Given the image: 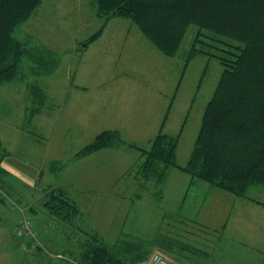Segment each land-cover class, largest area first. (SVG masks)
Masks as SVG:
<instances>
[{
  "label": "rangeland",
  "instance_id": "rangeland-1",
  "mask_svg": "<svg viewBox=\"0 0 264 264\" xmlns=\"http://www.w3.org/2000/svg\"><path fill=\"white\" fill-rule=\"evenodd\" d=\"M18 27L37 42L44 63H57L47 75L0 86V264H74L57 252L76 256L83 234L97 232L111 243L121 229L150 235L159 224L186 227L184 216L215 225L209 228L217 236L227 224L228 234L210 247L220 255L215 264H264V185L239 197L203 180L193 183L184 168L223 72L226 44L191 25L178 53L166 56L131 18L106 22L96 0H42ZM194 46L199 53L190 57ZM31 55L21 62L25 74ZM105 130H118L123 145L79 156ZM160 132L179 135L180 167L161 163L144 180L142 149ZM125 184L133 196L122 199L115 191ZM90 185L112 187L108 201ZM63 186L71 198L88 199L77 204L84 223H60L42 206L50 189ZM165 209L182 221L161 218ZM37 221L34 232H24L23 223L31 228ZM42 241L57 254L39 250Z\"/></svg>",
  "mask_w": 264,
  "mask_h": 264
},
{
  "label": "trees",
  "instance_id": "trees-1",
  "mask_svg": "<svg viewBox=\"0 0 264 264\" xmlns=\"http://www.w3.org/2000/svg\"><path fill=\"white\" fill-rule=\"evenodd\" d=\"M41 1L0 0V86L24 81L29 75H47L57 63L50 68L47 62L44 63L45 55L31 35L20 30L21 35L18 31V26L31 16ZM96 2L97 13L106 22L117 16L131 18L166 56L178 53L191 25L198 27L199 35L204 31L212 32L213 39L226 44L220 58L223 72L207 103L195 146L184 168L192 174L193 183L203 180L211 188H223L239 197H246L247 189L252 185H264V0ZM103 28L88 38L85 45L98 38ZM30 53L33 65L25 74L26 71H20L21 62ZM198 53L194 46L189 56ZM178 142L179 135L160 132L153 138L150 148L142 149V179H150L158 173L161 163L180 167L176 154ZM123 143L118 130H105L78 154ZM162 176L163 172H160L159 180ZM42 206L60 223L85 222L80 207L64 188L50 189ZM36 223L38 221L24 232H34ZM190 230L193 234H201L207 228L193 221ZM83 237L76 256L70 259L65 253L57 252L62 254L58 259L74 264H138L149 261L155 249L168 256L176 244L169 228L163 224L156 230L155 237L122 232L111 243H106L97 232L83 234ZM33 238L41 241L38 236ZM207 243L187 246L204 250ZM38 248L57 254L43 241Z\"/></svg>",
  "mask_w": 264,
  "mask_h": 264
},
{
  "label": "crops",
  "instance_id": "crops-1",
  "mask_svg": "<svg viewBox=\"0 0 264 264\" xmlns=\"http://www.w3.org/2000/svg\"><path fill=\"white\" fill-rule=\"evenodd\" d=\"M19 30H21V28H19ZM21 32L23 34L26 33V32H24L22 30H21ZM22 33H21V35H23ZM41 76H44V75H41ZM119 146H121V145H119ZM115 147H118V146H115ZM102 149H104V148H102ZM99 150H101V149H99ZM139 179H140V177H139ZM125 186H126L125 188H121V187L117 186L118 187V191H115L118 195L123 196L122 199H125L128 196H133L132 195L133 193H130L127 190V189H129V185L125 184ZM60 188L66 189L68 191V193L70 192V189L67 186H63V187H60ZM111 188H108L106 190L105 186H91V187H89V191H91L93 193V195H100L101 198H104V199H106V201H108L107 195L110 194ZM72 200H74L77 204L78 203L87 204V201H88V199L85 196L82 197L79 194H77L75 198H72ZM93 203H96V201H93ZM176 214H177L176 210L169 211V210L165 209V210H163L161 218L171 219L172 221H182V219L180 217H177ZM84 215H83V219L85 218V220H86L87 216H86V214H84ZM184 217H185V220H187L190 223H181V224L184 225V226L189 224L188 226L182 227V226H178V225H171L169 227V233L176 240V242H175L176 244L174 246V249L171 251L172 253L170 252L168 254V257H170L171 259L174 258L176 260H179L181 264H215L214 263L215 260H219L220 255L218 253H216V250L210 249V247H213L212 245L215 244V242H216L215 238H217L220 241L221 238L224 237V235L228 234L229 229H228L227 224L223 225V227H224V228H222L223 230H221V233H219V235L217 236L216 234L219 232V231L216 230L217 228L216 229L211 228V230L209 228V227H213L215 225L212 224L213 225L212 226V225H210L211 223L210 224L201 223L199 221L200 219L198 218V216H195L197 218H191V217H188V216H184ZM193 221H194V223H198L200 226L202 225V226L206 227L207 231L200 232L201 234H193L191 232V230H190L191 229V224L193 223ZM160 226H161L160 224L157 225L156 230L159 229ZM156 230H155V227H154L152 233L150 234V235H152V237H155ZM122 232L131 233V234H137V233L132 232V231L127 232L124 229H121L119 234H118V236ZM230 235H232L233 237H231ZM230 235H229V238H231L233 240L240 241L233 234H230ZM193 237H195L196 240H192ZM208 241H209V244L207 243ZM206 243H207V247H204V250L195 249V248L189 249V247L187 246V245H197V246L201 245V246H204L202 244L206 245ZM185 246L187 247V249L184 248Z\"/></svg>",
  "mask_w": 264,
  "mask_h": 264
},
{
  "label": "built area",
  "instance_id": "built-area-1",
  "mask_svg": "<svg viewBox=\"0 0 264 264\" xmlns=\"http://www.w3.org/2000/svg\"><path fill=\"white\" fill-rule=\"evenodd\" d=\"M27 228H30V223H23ZM138 264H180L175 260H172L167 255H165L162 251L157 250L154 251L150 257V260L147 262H140Z\"/></svg>",
  "mask_w": 264,
  "mask_h": 264
}]
</instances>
